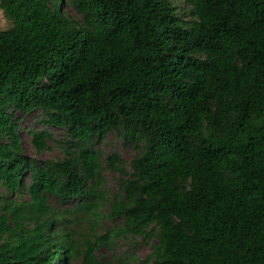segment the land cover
I'll return each mask as SVG.
<instances>
[{
    "label": "trees",
    "instance_id": "1",
    "mask_svg": "<svg viewBox=\"0 0 264 264\" xmlns=\"http://www.w3.org/2000/svg\"><path fill=\"white\" fill-rule=\"evenodd\" d=\"M189 2L185 21L170 0H0V264H103L108 238L83 250L50 200L95 215L112 131L138 154L110 217L157 237L120 264H264V0ZM35 111L67 131L63 159L25 154L16 114Z\"/></svg>",
    "mask_w": 264,
    "mask_h": 264
},
{
    "label": "rangeland",
    "instance_id": "2",
    "mask_svg": "<svg viewBox=\"0 0 264 264\" xmlns=\"http://www.w3.org/2000/svg\"><path fill=\"white\" fill-rule=\"evenodd\" d=\"M175 6L179 7L178 16L185 21H190L192 6L189 0H170ZM69 13L76 16L73 7L66 6V1L62 3ZM12 22L5 16L0 8V31L8 30L12 27ZM45 115L42 111H35L29 115L23 113L16 114L19 123V134L22 139L25 154L34 160H59L65 157L64 148L67 147L69 141L66 130L56 127H49L43 123ZM47 131L51 135L48 140L49 149L41 153L34 146L33 134L36 132ZM95 149L102 153L101 159V182L97 183L94 196L86 200L87 203L93 202L96 207L92 213H81L76 209V202H59L52 198L51 204L55 209H59L64 219L71 220L68 224L71 232L75 233V239L78 241L80 248L85 250L87 241L97 243L100 237H107L108 243H101L100 249L96 252V257L103 264H120V260L130 258L135 254L141 259H147L152 252V245L157 241V237L145 239L144 237L132 238L121 232L124 227L123 220L112 219L110 217V202L114 197L121 193L120 184L128 179L132 172L131 164L138 154L135 143L127 142L117 132L112 131L102 142L95 141ZM112 155L120 157L121 163L119 168L111 167L109 158ZM26 180L30 183V176L27 175ZM29 199L26 193H15L14 200H20L22 197ZM9 198L8 190L0 183V203H4ZM126 262V261H125ZM73 264H84V260L78 259ZM126 264H131L127 262Z\"/></svg>",
    "mask_w": 264,
    "mask_h": 264
}]
</instances>
